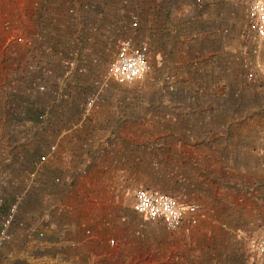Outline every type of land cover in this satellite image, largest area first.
Returning <instances> with one entry per match:
<instances>
[{"label": "crops", "instance_id": "0c3cea01", "mask_svg": "<svg viewBox=\"0 0 264 264\" xmlns=\"http://www.w3.org/2000/svg\"><path fill=\"white\" fill-rule=\"evenodd\" d=\"M69 1L0 0V200L17 201L0 264H264V255L248 246L264 234V145L256 113L254 126L240 105L246 96L185 93L224 83L213 56L238 48L231 37L247 35V9L239 33L230 17L232 7L248 0H143L147 60L155 55L160 67L162 53L173 50L175 75L166 76L164 87L186 89L159 99L158 113L102 94L82 117L88 97L72 87L86 81L68 80L38 102L46 121L15 123L9 105L20 87L8 74L18 67L20 50L8 36L29 24L36 34L38 24L64 17V7H74L85 26L95 22L101 36L114 23L105 19L117 6L109 0ZM91 83L97 81L85 84ZM103 84L107 91L129 85ZM138 188L196 204V222L170 233L148 221L132 208Z\"/></svg>", "mask_w": 264, "mask_h": 264}, {"label": "rangeland", "instance_id": "374dc122", "mask_svg": "<svg viewBox=\"0 0 264 264\" xmlns=\"http://www.w3.org/2000/svg\"><path fill=\"white\" fill-rule=\"evenodd\" d=\"M70 2L69 0H56V2ZM112 4H117L112 10L114 12H107L105 19H113L114 23L107 25L105 30V35L101 36L98 32V25L95 22H90L85 26L84 22H80L76 18V13L65 14V19L50 27L49 36H52L57 42L55 43L54 49L50 53H36L41 61V71L38 77H36L37 72L35 68L32 69L29 65L36 63L35 56L33 52L30 54L28 52L29 44L33 43L35 39L41 42V48L46 49L48 45L44 43L42 37L47 36L46 30L43 28L38 29V35L31 34L36 28L34 24L28 25V30L26 32L21 31L18 35L21 36L22 40L20 43H13L17 47L16 50L19 55L16 65L17 69L9 72L8 82H13L17 84L19 82V91L15 89L16 97H18V102H16L13 107L9 105L10 108H15L19 111V106L22 104L23 107L30 106L29 103L35 104L37 102L39 113L43 109L46 112V118L48 117L47 109L43 106L38 105V102H43L45 104L46 96L49 93V89L53 84L60 85L62 82H68V80L78 81H97L95 87L93 83L92 86H88L85 83L76 84L72 87L73 93L80 96H95L102 95L105 97H110L111 95H116L118 97L117 101L119 104H124L126 101H134V106L136 110L143 112H157L159 109V99L169 98L171 96L180 95L184 93V90L178 86H172L171 88H165L164 83L167 81L165 78H174L175 65L170 66L171 53L173 50L169 51L168 55L162 53L160 58L163 63L160 67L156 65L157 57L155 55L151 56L148 61L150 63V72L144 76L143 79L134 82L129 85H117V88L108 90L103 85V82L109 80L106 78V70L109 65L110 60L116 50L117 43L124 39L130 37L133 41H142L143 30H142V18H143V0H109ZM108 1V2H109ZM93 2V0H91ZM167 4V0H164ZM251 0L248 2H240L236 7H232L233 12L231 19V30L239 33L243 30L245 23L246 9ZM93 8V13L86 14L94 15L97 11ZM95 11V12H94ZM135 16L137 19L136 26L131 25V17ZM167 19L162 16V23L166 29ZM93 23V24H92ZM91 25H94V29H91ZM104 24V23H103ZM39 25V24H38ZM102 25V24H101ZM105 25V24H104ZM106 26V25H105ZM93 27V26H92ZM95 27L97 29H95ZM111 27V28H110ZM38 28V27H37ZM37 31V32H38ZM31 34V35H30ZM35 37H31V36ZM39 36V37H38ZM39 38V39H38ZM232 42L237 45V49L225 50L223 49L216 51L213 56L216 63V74L218 77L223 78L224 83L215 87H191L190 91H185L189 94H223V96H246V99L241 106H246L245 119L249 118L252 125H256V120L258 121V127L262 128V141L264 145V49H260L257 53L252 54L250 52V45L252 39L249 34L241 39H236L231 37ZM28 42V45H27ZM77 43V50H74V44ZM71 43V44H70ZM72 46L71 50H69ZM226 47V46H225ZM45 54V55H44ZM33 56V57H32ZM36 57V58H37ZM6 61V60H5ZM173 61V60H171ZM34 62V63H33ZM30 63V64H29ZM71 63V64H70ZM26 64H29L28 66ZM34 66V65H32ZM5 73V72H4ZM6 78V74H5ZM217 78V77H216ZM102 86L100 87V84ZM174 84V81L172 82ZM89 84V83H88ZM94 85V86H93ZM57 88V87H56ZM3 92L1 89L0 93ZM14 95V92H10ZM60 93V92H59ZM60 94H63L61 92ZM243 101V100H242ZM256 105V109H252ZM7 111L9 110L6 109ZM5 110V112H6ZM15 112L14 109L12 110ZM72 111H77L76 108ZM3 113V112H2ZM12 113V116H14ZM254 113H256V120L254 119ZM15 123L26 124L23 120L13 119ZM158 120H154L157 123ZM43 124V123H42ZM27 126H30L27 125ZM262 234V233H260Z\"/></svg>", "mask_w": 264, "mask_h": 264}, {"label": "built area", "instance_id": "2783aa9c", "mask_svg": "<svg viewBox=\"0 0 264 264\" xmlns=\"http://www.w3.org/2000/svg\"><path fill=\"white\" fill-rule=\"evenodd\" d=\"M69 14L75 13L74 7L68 8ZM137 19L131 17V25L136 26ZM246 31L252 39L250 52L257 53L264 49V0H251L247 8ZM18 34L8 36V42L20 43ZM147 44L144 41L134 42L130 37L117 43L115 54L106 70V78L118 84H131L141 80L150 72V63L147 61ZM71 64V63H70ZM95 98L88 97L81 110L82 117H86L94 104ZM22 116V114H20ZM46 112L42 109L37 115L40 122H44ZM54 146L49 148L50 151ZM44 160L43 156L39 161ZM37 163L34 164L36 168ZM17 201L12 200L5 205L0 200V247L9 239V227L13 221ZM133 210L148 221H159L164 229L170 233L183 225H192L196 222L197 205L194 203H180L176 198L154 188H138L133 194ZM40 236L41 233H38ZM249 240V249L257 255H264V234H258Z\"/></svg>", "mask_w": 264, "mask_h": 264}, {"label": "trees", "instance_id": "16d2710c", "mask_svg": "<svg viewBox=\"0 0 264 264\" xmlns=\"http://www.w3.org/2000/svg\"><path fill=\"white\" fill-rule=\"evenodd\" d=\"M65 8V14L66 15H68L69 14V12H68V8L67 7H64ZM63 11H64V9H63ZM71 15V14H70ZM63 19H65V15H64V17H58V19L57 20H54V18L53 17H51L50 18V23H40L39 25H38V28H37V31H38V29H40L41 28V30L44 28L46 31L45 32H47V36H46V39H45V37H42L45 41H44V43H46V45H48V47L44 50V49H42L41 48V42H39V40H37V39H35V41H33V43H31V44H29V46H28V52L29 53H32L33 52V56H35V62L36 63H34V66H33V68H35L36 70H34L35 72H33V74L34 73H36L37 72V74L39 73L40 74V71H41V69H40V67H41V59H40V57L38 56L37 57V54L40 52V53H46V54H48V53H50V51L52 50V49H54V47L56 46L55 45V43L57 42L54 38H52V36H50L49 38H48V36H49V32H50V27H52V24H55V23H57V22H60V21H62ZM52 31V30H51ZM38 33H39V31L38 32H36V34L35 35H38ZM39 37V36H38ZM39 39V38H38ZM71 44V43H70ZM72 46H70V48H69V50H71V49H73V48H71ZM78 49V47H77V43L75 42V44H74V50H77ZM37 53V54H36ZM45 55V54H44ZM32 56V57H33ZM37 57V58H36ZM38 60H40L39 62H38ZM32 66V65H31ZM16 69H17V67H16ZM15 70V69H14ZM39 74L38 75H36V77H38L39 76ZM18 98V97H17ZM19 100H15V104H16V102H18ZM30 104V106H25V107H23V105L21 104L20 106H19V111H16L15 110V108H13L14 109V118L17 120H23L24 119V122H26L28 125L30 124V126H31V123H35V122H40V121H38V119H37V115L39 114V112H40V110H38V106L36 105L37 104V102H35V104H34V102L32 103H29ZM11 113H13V111L11 112ZM20 114H22V116H20ZM13 121V120H12ZM1 204L2 205H5L4 203H2L1 202ZM0 218H1V214H0Z\"/></svg>", "mask_w": 264, "mask_h": 264}]
</instances>
